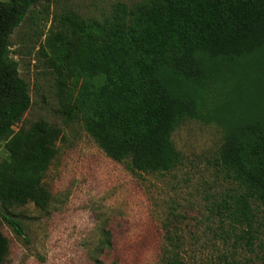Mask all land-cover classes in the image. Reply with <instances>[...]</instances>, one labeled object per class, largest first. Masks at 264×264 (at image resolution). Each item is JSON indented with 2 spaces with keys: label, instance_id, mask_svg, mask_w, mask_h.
<instances>
[{
  "label": "rangeland",
  "instance_id": "rangeland-1",
  "mask_svg": "<svg viewBox=\"0 0 264 264\" xmlns=\"http://www.w3.org/2000/svg\"><path fill=\"white\" fill-rule=\"evenodd\" d=\"M161 2L39 0L8 37V57L27 86L29 107L0 141V192L20 175L34 188L24 204L2 202L0 194L3 264H168L174 253L184 264H262L215 209L238 190L215 163L216 125L183 120L170 137L179 162L167 173L129 171L86 132L80 97L88 81L101 83L90 72L94 51L108 40L109 27L123 35ZM39 124L58 136L51 158L30 178L20 160ZM252 212L264 242V213L255 203ZM2 215L17 221L22 234Z\"/></svg>",
  "mask_w": 264,
  "mask_h": 264
},
{
  "label": "trees",
  "instance_id": "trees-1",
  "mask_svg": "<svg viewBox=\"0 0 264 264\" xmlns=\"http://www.w3.org/2000/svg\"><path fill=\"white\" fill-rule=\"evenodd\" d=\"M38 1L0 2V141L29 107L27 86L8 57V37ZM109 28L91 57L90 72L101 83L88 81L80 97L87 134L131 172L167 173L179 162L170 137L183 120L216 125L215 163L239 190L216 212L241 248L264 264L252 212L255 203L264 213V0H162L125 34ZM28 136L20 168L32 178L51 158L58 132L39 124ZM18 179L0 192L2 202L24 204L31 197L32 183ZM1 218L22 234L17 221ZM7 250L0 233V264ZM168 264L184 263L174 253Z\"/></svg>",
  "mask_w": 264,
  "mask_h": 264
}]
</instances>
